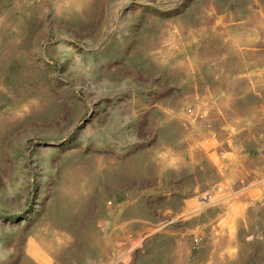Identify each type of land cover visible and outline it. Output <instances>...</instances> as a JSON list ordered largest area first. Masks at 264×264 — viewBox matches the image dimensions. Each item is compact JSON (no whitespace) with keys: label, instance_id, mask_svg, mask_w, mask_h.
Returning a JSON list of instances; mask_svg holds the SVG:
<instances>
[{"label":"rangeland","instance_id":"1","mask_svg":"<svg viewBox=\"0 0 264 264\" xmlns=\"http://www.w3.org/2000/svg\"><path fill=\"white\" fill-rule=\"evenodd\" d=\"M242 147L264 0H0V264H264Z\"/></svg>","mask_w":264,"mask_h":264},{"label":"crops","instance_id":"2","mask_svg":"<svg viewBox=\"0 0 264 264\" xmlns=\"http://www.w3.org/2000/svg\"><path fill=\"white\" fill-rule=\"evenodd\" d=\"M260 130L261 132H259L263 133L262 129ZM253 150L254 149L251 150V148L242 147L241 149H238L236 151L238 158L241 161L238 162V164H236L235 166H233V172L232 177L230 179V183L233 182L234 189H236L238 181H242L241 190L249 191L253 188H257L261 193L264 185V158L262 157L264 154L262 153L258 156H251V151ZM240 191L233 194V197L235 199L241 196L239 195Z\"/></svg>","mask_w":264,"mask_h":264},{"label":"built area","instance_id":"3","mask_svg":"<svg viewBox=\"0 0 264 264\" xmlns=\"http://www.w3.org/2000/svg\"><path fill=\"white\" fill-rule=\"evenodd\" d=\"M189 111V110H188ZM241 186H242V181H238V185L236 187V189H234V183H230V192L231 195H233L234 193L238 192L241 190ZM209 194L207 192H204L202 194H199L198 197L200 199V201H207ZM257 202H259L260 204H264V190H262L261 194L259 195ZM196 238H193V241L196 242Z\"/></svg>","mask_w":264,"mask_h":264}]
</instances>
